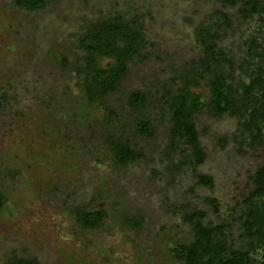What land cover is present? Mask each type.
Listing matches in <instances>:
<instances>
[{"label":"rangeland","instance_id":"1","mask_svg":"<svg viewBox=\"0 0 264 264\" xmlns=\"http://www.w3.org/2000/svg\"><path fill=\"white\" fill-rule=\"evenodd\" d=\"M230 1L50 0L31 11L0 0V264H182L171 246L189 243L197 222L214 230L226 254L264 261V226L254 236L242 226L264 164V12ZM131 15L148 43L119 88L88 104L78 38L95 23ZM209 52L206 75L224 76L238 106L242 83H258L247 105L259 114L260 134L252 137L231 111L195 114L198 162L196 149L169 133L171 100L181 74ZM192 90L208 98L205 80ZM134 91L149 93L150 137L128 128ZM109 132L129 142L134 159L113 160ZM93 208L105 218L87 229L75 211ZM139 219L141 230L129 227Z\"/></svg>","mask_w":264,"mask_h":264},{"label":"trees","instance_id":"2","mask_svg":"<svg viewBox=\"0 0 264 264\" xmlns=\"http://www.w3.org/2000/svg\"><path fill=\"white\" fill-rule=\"evenodd\" d=\"M14 1L17 6L33 11L43 9L50 0ZM236 2L237 0H231L230 4ZM243 6L246 12H264V3L259 0H245ZM147 43L139 15H131L127 18L117 16L89 26L78 38L82 56L76 67L82 75L81 87L86 102L88 104L101 102L108 94L115 92L127 73L128 63L141 55ZM213 54L209 52L202 66L192 67L181 74L171 100L173 113L170 118L169 133L173 138L180 137L190 143L196 149L198 162L204 159V154L199 148V133L193 118L195 114L206 110L211 115L220 117L225 112L231 111L235 115L242 116V125L252 137L255 138L260 134L259 114L254 108L249 110L247 105L249 94L258 83L256 84V80H252L248 85L242 83L243 96L238 106L231 92V86L226 83L224 76L206 75L212 61L210 55ZM101 59H108L110 62L102 66L99 63ZM62 62L65 64L67 60L63 58ZM200 80H205L208 85L209 95L206 100L201 94L192 90V87L197 86ZM150 103L149 93L146 91H134L127 95V107L133 112L128 128L136 136L150 137L153 134V119L145 114ZM108 122L111 123V121ZM108 139L111 144L110 151L116 163L124 164L134 159L135 152L130 149L129 142L122 139V135L115 136L114 132H109ZM253 179L256 187L246 199L248 206L242 226L246 233L254 236L256 233H261V228L264 226L262 222H258L264 220L258 215L261 209L264 210V164L256 171ZM3 204L4 198L0 194V209ZM75 216L83 227L97 229L103 222L105 213L100 208L77 209ZM142 226V219L131 221L129 224V227L136 231L141 230ZM262 237L263 235L260 237L261 241ZM226 248L225 243L218 239L212 228L204 227L197 222L192 240L189 243L171 246V252L175 260L182 264H252L248 251L236 250L226 254ZM256 248L257 244L251 242V250ZM262 257L264 258V254ZM14 264L37 263L32 260H16ZM257 264H264V261Z\"/></svg>","mask_w":264,"mask_h":264}]
</instances>
